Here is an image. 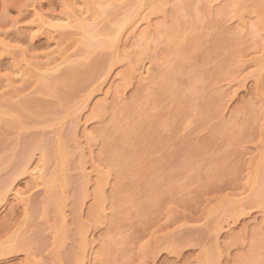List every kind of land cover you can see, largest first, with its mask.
Wrapping results in <instances>:
<instances>
[{
    "label": "rangeland",
    "instance_id": "rangeland-1",
    "mask_svg": "<svg viewBox=\"0 0 264 264\" xmlns=\"http://www.w3.org/2000/svg\"><path fill=\"white\" fill-rule=\"evenodd\" d=\"M101 1L0 0V40L9 43L0 44V195L7 191L0 200V251L9 249L7 242L16 246L0 252V264H76L74 253L86 247L83 264L106 258L108 264L109 259L112 264H204L203 250L216 242L219 264H252L254 252L262 254L257 264H264V197L253 195L254 169L264 156L263 0H164L166 5L159 0L164 10L132 7L138 10L126 27L136 25L122 28L115 38H123L115 42L118 48L90 53L80 44L86 33L77 26L60 35L38 21L41 11L55 20L74 13L72 18L83 16L91 23L100 16L95 8L101 11L108 3ZM114 1L112 9L121 16L134 0ZM255 1H261L260 8ZM181 3L189 7L182 9ZM71 5L75 12L70 13ZM106 14L95 23L99 32L108 27H102ZM63 58L65 64L47 71L49 62L53 66ZM75 66L84 73L60 90L40 86L43 74L62 79ZM28 100L36 107L20 108L18 126L9 125L20 118L12 104ZM113 115L120 116L118 122ZM57 136L71 153L60 215L46 202L50 186L44 179L57 164ZM41 141L47 162L37 148ZM25 165L30 172L20 174ZM36 168L45 169L46 177L38 178ZM100 177L102 191L96 188ZM235 203L236 215L229 212ZM94 205L104 207L97 209L99 215L90 214ZM19 233L17 247L13 239ZM57 234H64L61 244ZM84 238L88 246L77 249ZM109 244L113 253L109 259L101 255L100 262Z\"/></svg>",
    "mask_w": 264,
    "mask_h": 264
},
{
    "label": "bare ground",
    "instance_id": "bare-ground-1",
    "mask_svg": "<svg viewBox=\"0 0 264 264\" xmlns=\"http://www.w3.org/2000/svg\"><path fill=\"white\" fill-rule=\"evenodd\" d=\"M96 1H98V0H96ZM101 1V0H100ZM104 1V0H103ZM103 1H101L102 3H103ZM150 1V2H149ZM134 0V1H132V3H130L131 5L129 6H127L126 8H128L127 10L125 9L124 11H123V13H121L120 15L121 16H119L116 12L114 13V11H116V10H113L112 8H114L115 6H114V4L116 3V1H114V0H108L107 2L108 3H105L106 1H104V4L102 5V6H100V10L101 11H99V6H97L98 8H95V9H97V12H95V14L96 15H100V16H102V14H103V12L104 13H106L107 12V17H106V20L108 21L109 19H110V21L111 20H114L115 22H118V27L116 26V29H115V27L114 26H112V24L109 26V24H110V22H109V24H106V22H103V24H102V27H103V25L105 26L106 25V27H107V25H108V27L107 28H105V31H108V34H106V36L104 35L105 33H107V32H105L104 31V29H102L101 31L102 32H99L100 31V27H97V28H99V30H97L95 27H96V25H95V23L97 22V26L99 25L98 23H99V20H98V18L100 17H96L97 18V20H95V21H93V20H91V21H93V22H91L90 23V21L89 22H87V20H84V18H83V16L81 17V16H78L79 14H77L76 13V15L78 16V17H75V19L74 18H72V14H73V17H74V13H72V12H75L73 9H72V5L71 6H68V8L70 9V13H72L71 15H66V17H63V18H61L60 17V19H59V16H57L56 17V20H55V18L53 17V18H50V17H52V16H50L49 17V15H47L48 17H46L41 11L40 12H38V14H37V16H38V21L41 23V25L42 26H44V25H46V26H49V27H52V29H53V31H57V33L59 32L60 33V35H61V33H64L65 31H68L67 30V28H71L72 26L73 27H75L76 28V26H77V29L79 28V30L81 29V30H83V34H84V32L86 33V35L84 34V38H82V36H81V40H80V37H79V40H80V44L81 45H83L82 46V48H83V50H84V48H85V50H84V52L86 51V52H88V53H90V52H94L95 50H97V49H100V48H108L107 46H112V45H116V47L118 48V46H117V44H118V41H121V39H123V38H119V40H115V38H117V37H119L118 35L119 34H121L123 31V27L125 26L126 27V23H128V21L129 20H132L133 18L132 17H135V15L133 16V14L135 13V11H136V9L138 10V8H140L141 6H143V4H146V5H149V8L151 7L152 8V10H153V7H154V10H156V9H158V8H160V9H162V10H164L162 7L163 6H161L160 5V3L158 4V2H159V0ZM182 0H179V2H181ZM184 1H186L185 3H188L190 0H184ZM208 1V0H207ZM259 1V0H258ZM262 1V0H261ZM260 1V2H261ZM100 2V3H101ZM153 2H155V3H153ZM156 2H157V6L155 5L156 4ZM178 2V3H179ZM230 2V1H229ZM257 1H255V4H257L256 6H258L259 5V3H256ZM263 2H264V0H263ZM101 3V4H102ZM135 3V4H134ZM148 3V4H147ZM168 3V2H167ZM183 4V3H181L182 4V9L184 8L185 10H186V8L187 7H189V3L188 4ZM191 3V2H190ZM233 3V2H232ZM72 4V3H71ZM94 4H96L95 3V0H94ZM93 4V5H94ZM97 4H99V2L97 3ZM135 5V6H133V5ZM136 4H137V6H136ZM139 4V5H138ZM151 4H153V6H151ZM161 4H164V5H166V3H165V1L164 0H162V2H161ZM254 4V5H255ZM264 4V3H263ZM156 7H155V6ZM178 5H180V4H178ZM184 5H186V6H184ZM254 5H253V9H254ZM262 5V4H261ZM75 6V5H74ZM73 6V7H74ZM87 6V5H86ZM95 6V5H94ZM184 6V7H183ZM263 6V5H262ZM89 6H87V8H88ZM118 7V6H117ZM132 7H138V8H136V9H133ZM175 7V6H174ZM259 8H260V6H258ZM93 8V7H92ZM150 8V9H151ZM156 8V9H155ZM179 8V7H178ZM181 8H180V10H181ZM263 8V7H262ZM74 9H75V7H74ZM133 9V11H131ZM175 9V8H174ZM252 9V8H251ZM71 10H72V12H71ZM83 10V9H82ZM258 10V9H257ZM81 11V10H80ZM177 11H179V10H177ZM224 11V10H223ZM100 12V13H99ZM102 12V13H101ZM176 12V11H175ZM256 12V11H255ZM261 12V11H260ZM260 12H258L257 11V13H260ZM68 14V13H67ZM84 13H82V15H83ZM119 16V17H117V15ZM168 13H166V15H167ZM171 14V13H170ZM177 14V13H176ZM54 15V14H53ZM75 15V16H76ZM80 15H81V12H80ZM175 15V14H174ZM62 16H65V15H62ZM168 16V15H167ZM71 17V18H70ZM81 17V18H80ZM108 17H110L109 19H107ZM113 17V18H112ZM143 17V16H142ZM145 17L146 16H144V18H142V19H145ZM172 17H173V15H172ZM171 17V18H172ZM262 17H263V20H264V8H263V11H262V16H261V19H262ZM58 18V19H57ZM112 18V19H111ZM147 18H148V15H147ZM146 18V19H147ZM176 18V17H175ZM174 18V20L175 21H177L178 20V18H177V20ZM260 18V17H259ZM51 19H54L55 21H53V20H51ZM72 19H74V20H72ZM117 19H119L118 21H116ZM260 19V20H261ZM59 20V21H58ZM139 20V19H138ZM241 20V19H240ZM247 20V19H246ZM146 21V20H145ZM149 21V20H148ZM242 21H243V19H242ZM242 21H241V24H242ZM107 22V23H108ZM112 22V21H111ZM245 22V21H244ZM247 22V21H246ZM40 23H38V25L40 26ZM73 23V24H72ZM105 23V24H104ZM175 23V22H174ZM135 24V23H134ZM134 24H132V25H134ZM149 24V23H148ZM177 24V23H176ZM245 24V23H244ZM244 24H242V25H244ZM263 24H264V22H263ZM132 25H127V27L129 26V27H131ZM136 25V24H135ZM41 26V27H42ZM171 26H173V25H171ZM264 26V25H263ZM262 26V27H263ZM45 27V26H44ZM124 27V28H125ZM126 27V28H127ZM157 27V26H156ZM38 28V27H37ZM64 28H66V29H64ZM70 28H69V30H70ZM104 28V27H103ZM132 28V27H131ZM134 28V27H133ZM148 28V27H147ZM173 28V27H172ZM72 29V28H71ZM107 29V30H106ZM168 29H170V28H168ZM176 29V28H175ZM39 30H41V29H39ZM61 30H63V32L61 31ZM130 30V29H129ZM133 30V29H132ZM143 30V29H142ZM141 30V31H142ZM147 30V29H146ZM173 30V29H172ZM171 30V31H172ZM61 31V32H60ZM73 31H75V29L73 30ZM104 31V32H103ZM122 31V32H121ZM145 31V30H144ZM148 31V30H147ZM153 31V30H152ZM170 31V32H171ZM51 32V31H50ZM77 32V31H76ZM109 32H111V33H113L112 34V36H111V33H110V35H109ZM133 32V31H132ZM55 33V32H54ZM68 33V32H67ZM69 33H70V31H69ZM104 33V34H103ZM126 33V32H125ZM145 33V32H144ZM82 34V35H83ZM103 34V35H102ZM147 33H145V35H146ZM148 34H150V31H148ZM2 35V34H1ZM0 35V36H1ZM107 35L109 36V37H107ZM143 35V34H142ZM99 36V37H98ZM104 38H103V37ZM111 36V37H110ZM125 36V35H124ZM148 36V35H147ZM99 39H98V38ZM101 37V38H100ZM107 37V38H106ZM126 37V36H125ZM6 38H8L7 36H6ZM141 38H142V36H141ZM143 38H144V36H143ZM147 38H149V37H147ZM8 40V39H7ZM6 40V41H7ZM5 41H3V40H0V44L2 43H4ZM59 41H57V43H58ZM115 42H117V44L115 43ZM79 43V42H78ZM5 45L4 46H6L7 44H9V43H4ZM59 44H61V43H59ZM15 45V44H14ZM80 45V46H81ZM3 46V45H2ZM103 46H106V47H103ZM99 47V48H98ZM113 47V46H112ZM119 47H120V45H119ZM14 48H16V47H14ZM95 48H97V49H95ZM111 48V47H110ZM117 48H115L116 49V51L115 52H117V54L115 55V56H118V54H119V52L121 51H118L117 50ZM10 49V48H9ZM16 50V49H15ZM21 50H22V46H21ZM93 50V51H92ZM17 51V50H16ZM21 52V51H20ZM22 52H24V51H22ZM26 53V52H25ZM23 54V56L25 55V59H24V62H28V60L26 61V57H28V54H27V56H26V54ZM119 56H120V54H119ZM65 57V56H64ZM130 57H132V56H130ZM68 58V57H67ZM116 58V61H117V59L119 58V57H114V59ZM68 59H70V58H68ZM68 59H64L63 58V60L60 62V63H58V62H56L57 64H54L53 66L52 65H50L49 63L46 65L47 66V69H49V70H47V71H50L51 69H56V67H58L59 65L61 66L62 64L61 63H63L64 61L66 62ZM131 59V58H130ZM131 61V60H130ZM69 62V61H68ZM29 64L31 63V62H28ZM131 63V62H130ZM53 64V63H52ZM63 64H65V63H63ZM80 64V63H79ZM25 65H27V64H25ZM32 65V64H31ZM264 65V64H263ZM21 66V65H20ZM28 66V68H29V65H27ZM45 66V67H46ZM49 66V67H48ZM78 67L80 66L81 67V65H77ZM77 66H75L74 67V69L72 70V67L68 70V71H66L65 72V74L63 75V78L62 79H59V78H55L54 76H51L52 74H53V72H52V74L51 73H48L47 72V74H43L39 79V82H40V86L42 87L43 86V89L44 90H47V89H49V86H52L51 88H53V87H60L59 88V90L61 89V84L63 85L64 84V82H66V81H68L69 80V82H71V80H73L75 77L76 78H79L80 77V75H79V73L83 70L82 68H78ZM23 67V66H22ZM142 67V66H141ZM133 68V67H132ZM131 68V69H132ZM145 68V67H144ZM142 69V68H141ZM140 69V70H141ZM147 69V68H146ZM19 70V69H18ZM135 70V69H134ZM132 71V70H131ZM21 72V71H20ZM83 72V71H82ZM136 72V71H135ZM147 72V71H146ZM84 73V72H83ZM263 73V72H262ZM49 74V76H47ZM82 74V73H81ZM145 74V73H144ZM44 75H46L47 77H45L44 78ZM76 75H79V76H76ZM131 75H133L132 73H131ZM135 75V74H134ZM75 76V77H74ZM258 77V76H257ZM60 80V81H59ZM63 80V81H62ZM76 81H78V79L76 80ZM62 82V83H61ZM56 85V86H55ZM58 85V86H57ZM45 87H48V88H45ZM118 90V89H117ZM65 93V92H64ZM106 93H108V92H106ZM66 94V93H65ZM69 95V94H68ZM107 95V94H106ZM89 100V98H87V100H85V101H88ZM3 101V100H2ZM7 100H5V102H6ZM84 101V102H85ZM90 101V100H89ZM89 101L87 102V105H88V103H89ZM4 102V101H3ZM9 102V101H8ZM6 103V104H3V105H6L7 106V108H9V107H11V104L10 105H8L9 103ZM21 102V101H20ZM24 102V104L23 103H21V107H19V105L17 104V106L13 103L12 104V110H17L18 111V114L19 113H21V110H19L20 108H23V107H25V108H31V106L32 107H36L35 105H37V104H35V102H33V101H31V102H29V100L28 101H23ZM34 104H33V103ZM19 103V102H18ZM84 105V104H83ZM85 105H86V103H85ZM84 105V108H86L87 109V106H85ZM14 106L16 107V108H14ZM27 106V107H26ZM81 106V105H80ZM89 106V105H88ZM91 106H92V104H91ZM101 106V105H100ZM103 106V105H102ZM107 106V105H106ZM18 107V108H17ZM96 107V106H95ZM83 108V109H84ZM90 108V107H89ZM99 108H101V107H99V105H98V108H97V110L99 109ZM107 108V107H106ZM32 109V108H31ZM35 109V108H34ZM95 109V108H94ZM102 111H104V108L102 107ZM11 110V109H10ZM15 110V112H17ZM77 110V109H76ZM5 111H6V109H5ZM100 111V110H99ZM125 111H127V110H125ZM95 112H98V111H95ZM101 112V111H100ZM117 112V111H116ZM115 112V113H116ZM103 113V112H102ZM114 113V114H115ZM117 114H118V112H117ZM22 115H23V113H22ZM22 115L21 114H19L18 116L20 117V118H17V116H16V118L17 119H19L18 121H17V119H12V121H10L9 120V125L11 124H13L12 126H18V124L17 123H19V121H20V119L22 118ZM113 116H115V115H113ZM120 117V116H115L114 118H113V120H114V122L115 121H117L118 122V118ZM122 117V116H121ZM125 117V116H124ZM80 119V118H79ZM87 119V118H86ZM17 121V122H14V121ZM78 120V119H77ZM0 121H1V119H0ZM23 121V120H22ZM22 121H21V123H22ZM79 121V120H78ZM86 121V120H85ZM89 121V120H88ZM120 121V120H119ZM80 122V121H79ZM87 122V121H86ZM15 123V124H14ZM20 123V124H21ZM78 123V122H77ZM17 124V125H16ZM19 124V125H20ZM78 124H80V123H78ZM78 124H76L77 126H78ZM86 125V124H85ZM114 125V124H113ZM115 125H117V124H115ZM114 125V126H115ZM11 127V126H10ZM76 127V126H75ZM74 129V128H73ZM76 129H77V127H76ZM75 129V130H76ZM106 129V128H105ZM87 130V129H86ZM103 131V130H102ZM84 132V131H83ZM88 132H90V131H87V133ZM86 133V131H85V135L86 136H88V134ZM110 133V132H109ZM76 134V133H75ZM111 134V133H110ZM129 134V133H128ZM58 135H60L59 133H58ZM91 135V134H90ZM62 136V135H61ZM61 136H57V138H55L56 140H55V143H54V141H53V145H55V146H53L54 147V156L53 157H55V160H56V158H57V160H56V166H55V168L53 169L54 171H52V173H48V177L47 178H44L45 180H48V183H49V189L47 190V191H49L48 193H47V195L48 196H45L47 199H46V202L47 203H49V204H55V207L56 208H54L55 209V211L57 212V214L58 215H60L59 214V211H60V209H59V203L61 202V194L62 193H64V191H65V188H66V181H68L66 178V176H65V173H66V169H67V165L70 163L69 161H68V156H69V153L70 152H68L67 150H66V148H65V146H64V142L62 141V138H61ZM73 136V135H72ZM76 136V135H75ZM106 136H108V135H106ZM114 136V135H113ZM85 137V136H84ZM90 137V136H89ZM88 137V138H89ZM123 137V136H122ZM121 137V138H122ZM125 137V136H124ZM127 137H129V135L127 136ZM76 138V137H75ZM91 138V137H90ZM108 138V137H107ZM72 139H73V137H72ZM113 139H114V137H113ZM118 139H119V136H118ZM150 139H152V138H150ZM53 140V139H52ZM116 140V139H115ZM117 141V140H116ZM136 141V140H135ZM42 143V146H40L39 145V147H37L38 148V150H40V152H41V154L43 155H45V154H47V153H45V150H46V145H45V143H44V145H43V141H41ZM139 142H140V140H139ZM142 142V141H141ZM49 143V142H48ZM143 144V143H142ZM47 145H49V144H47ZM52 145V144H51ZM50 145V146H51ZM140 145V144H139ZM138 145V146H139ZM143 147V146H142ZM145 148V147H144ZM68 149V148H67ZM146 149H147V147H146ZM47 151V150H46ZM52 152V153H53ZM91 152H92V150H91ZM263 153V152H262ZM51 154V153H50ZM71 154V153H70ZM83 154H84V152H83ZM90 154H92V153H90ZM44 155H43V157H42V160H44ZM53 155V154H52ZM51 155V156H52ZM120 155V154H119ZM124 155V154H123ZM84 156V155H83ZM46 157V156H45ZM47 157H49V155L47 156ZM46 157V158H47ZM69 157H71V156H69ZM84 157H87V156H84ZM48 160V159H47ZM81 160V159H80ZM112 160H113V157H112ZM44 161H46V160H44ZM43 161V162H44ZM259 162L257 163V165H256V169H254L255 170V174H254V177H253V179H255L254 181H255V183L257 184V186L254 188V190H253V195H254V197L255 198H257V199H259V200H262L263 199V197H264V156H262V158H261V160H258ZM47 162V161H46ZM46 162H44V163H46ZM82 162V163H81ZM81 164H83V162L85 163L86 162V160H84V161H82L81 160ZM116 162V161H115ZM118 162V161H117ZM44 163L42 164L43 166H44ZM86 164V163H85ZM116 164V163H115ZM42 165H39V166H42ZM38 166V167H39ZM42 166V167H43ZM123 166V165H122ZM27 167L28 168H30L28 165L26 166L25 165V167H23L24 169H22V171L20 172V174L24 171V172H26V170H28L27 169ZM81 167H83V166H81ZM120 167V166H119ZM124 167V166H123ZM255 167V166H254ZM41 168V167H40ZM38 168H36V172H37V174L41 171V173H39L40 174V176L38 177L37 175H35V177L37 176L38 178H40V177H46V175H44V173H43V171L45 172V169L43 170H40V169H38ZM84 169V168H83ZM123 170H127L125 167H124V169ZM29 171V170H28ZM27 171V172H28ZM32 171V170H31ZM122 171V169H120V172ZM30 172V171H29ZM32 173H34V172H32ZM88 173V172H87ZM122 173H123V171H122ZM35 174V173H34ZM41 174H43V175H41ZM47 174V173H46ZM108 174H109V172H108ZM119 174V173H118ZM85 175V174H84ZM100 175H102V174H100ZM106 175V174H105ZM120 175V174H119ZM253 175V174H252ZM108 176V175H107ZM110 176V175H109ZM32 177H33V175H32ZM36 177V178H37ZM86 177V176H85ZM88 177V176H87ZM86 177V178H87ZM105 178H107L106 176H105ZM61 179V180H60ZM85 179V178H84ZM88 180H89V178H87ZM42 180V179H41ZM87 180V181H88ZM91 180V179H90ZM89 180V181H90ZM97 180H99V182L96 184V188H97V190H99V191H102L103 189H101L102 187V185L101 184H103V182H104V177H100L99 179H97ZM106 181H107V179H105ZM83 181H85V184L84 185H86V180H83ZM88 181V183H91V181L89 182ZM105 181V182H106ZM47 182V181H46ZM45 182V183H46ZM108 183V182H107ZM106 183V184H107ZM103 185H105V184H103ZM86 187H87V185H86ZM104 187V186H103ZM105 189V188H104ZM5 191V190H4ZM16 191V190H15ZM176 191V190H175ZM23 192V191H22ZM5 193H6V196H7V191L6 192H4V195L2 194V195H0V200H3L4 201V199L6 198H4V196H5ZM20 193V192H19ZM24 193V192H23ZM61 193V194H60ZM252 193V192H251ZM1 194V193H0ZM15 194H18V193H15ZM105 194V193H104ZM18 195H21V193L20 194H18ZM63 195V194H62ZM97 195H98V193H97ZM23 195H21V196H19L20 197V199L22 200V197ZM100 196H101V194H100ZM103 196L104 195H102L101 197H102V199H103ZM18 197V198H19ZM22 197V198H21ZM4 198V199H3ZM17 198V199H18ZM63 198V197H62ZM253 198V197H252ZM254 198V199H255ZM59 199H60V201H59ZM250 199V198H249ZM23 200H24V198H23ZM240 200H243V198H241ZM2 202V201H1ZM59 202V203H58ZM101 202H102V200H101ZM104 202V201H103ZM241 202V201H240ZM243 202V201H242ZM263 202V201H262ZM47 203H45L46 205H47ZM105 203V202H104ZM61 204V203H60ZM102 204V203H101ZM100 204V205H101ZM244 204V203H243ZM243 204H242V206H243ZM98 205V204H97ZM103 205V204H102ZM101 205V206H102ZM237 204L235 203V209H234V207L233 206H230V207H232V211H229V212H234L235 214L234 215H236L237 213V206H236ZM96 205H94V208H92V211H91V213L90 214H92V216H96V214L97 215H99V210H97L98 208H103L104 209V207H99L98 206V208L97 207H95ZM104 206V205H103ZM228 206V207H229ZM240 206H241V204H240ZM47 207V206H46ZM221 207V206H220ZM223 207V206H222ZM48 208V207H47ZM50 208H52V207H50ZM60 208H61V206H60ZM54 209H53V211H54ZM215 209V208H214ZM228 209H230V208H227L226 210L228 211ZM243 208H240V210H238V212L240 211L241 212V210H242ZM245 209V208H244ZM243 209V210H244ZM51 210V209H50ZM102 210V209H101ZM225 210V212H227ZM234 210H236V212L234 211ZM217 211V210H216ZM220 211V210H219ZM223 211V210H222ZM48 212H50L49 210H48ZM47 212V213H48ZM101 212V211H100ZM228 212V213H229ZM244 212V211H243ZM215 213H217V212H215ZM226 214V213H225ZM230 214V213H229ZM48 215V214H47ZM63 214H61V216H62ZM232 215V214H231ZM230 215V216H231ZM234 215H232L233 217H235ZM91 216V217H92ZM231 216V217H232ZM58 217V216H57ZM219 217V216H218ZM63 218V217H62ZM93 218V217H92ZM91 218V219H92ZM59 219V218H58ZM221 219H223V218H221ZM224 220V219H223ZM219 221V220H218ZM228 221V220H227ZM236 220H234V222H235ZM81 222V221H80ZM220 222V221H219ZM83 223V222H82ZM221 223V222H220ZM229 224V223H228ZM232 224V223H231ZM246 224V223H245ZM84 223L83 224H81L80 223V227H81V229L80 230H82V229H84ZM217 225V224H216ZM245 226V225H244ZM86 227V226H85ZM216 227H219L218 225L216 226ZM86 230V229H85ZM84 230V231H85ZM58 231V230H57ZM83 230H82V232H84ZM245 231V230H244ZM61 232V231H60ZM64 231H62V233H63ZM81 232V231H80ZM222 232V231H221ZM246 233V232H245ZM20 234L21 233H19V236H20ZM58 235V234H57ZM61 235V234H60ZM58 235V236H56L55 238H56V241H57V243H60V241L62 242V240L63 239H61L63 236H64V234H63V236L61 235ZM235 235H237V234H235ZM234 235V236H235ZM16 237V238H14L13 239V241L15 242V239L17 240V238H21L23 235L21 234V236L20 237ZM236 237V236H235ZM23 238V237H22ZM87 238V237H86ZM86 238H84V239H81V241L79 242V243H81L80 244V246L81 247H79V248H77V249H83L84 250V248H85V244H86V242L87 241H85V244L83 243L84 242V240H86ZM216 239L215 240H217V237H215ZM19 240V239H18ZM18 240H17V242H15L16 244L18 243ZM214 240V239H213ZM12 240H11V242H13ZM260 241V240H259ZM214 242H216V241H214ZM57 243H55V244H57ZM156 243V242H155ZM154 243V244H155ZM171 243V242H170ZM217 243V242H216ZM215 243V245H216V247H217V245L218 244H216ZM222 243V242H221ZM22 244V242L21 241H19V245L20 246H22L21 245ZM61 244V243H60ZM60 244H59V246H60ZM82 244H84V245H82ZM111 244V243H110ZM110 244L108 245V246H106V248H103L102 250L103 251H101L102 253L100 254V262L102 261V258H101V255L103 256V257H108V254H109V252L111 253V250H112V245L110 246ZM1 245L2 246H0V248L1 247H3L4 248V245L1 243ZM114 245V244H113ZM158 245V244H157ZM174 245V244H173ZM212 245V244H211ZM215 245H213V247L215 246ZM6 247H8L9 249L11 248H16V246L14 247V246H10V244H8V242L6 243V245H5ZM57 246V245H56ZM84 246V248H82ZM86 246H88L87 244H86ZM115 246V245H114ZM146 246V245H145ZM171 246V245H170ZM178 246V245H177ZM176 246V247H177ZM17 247H19L18 246V244H17ZM116 247V246H115ZM213 247L212 246H210V248H208V249H206L205 248V251L203 250V258H204V261H205V263L206 264H216L218 261H220L221 259V257L219 258V255H217L216 256V254L214 253V251H213ZM142 248H143V246H142ZM148 248V247H147ZM146 248V249H147ZM155 249H156V247H154ZM9 249H7L6 248V250L5 251H3V252H1L3 249H0L1 251V254L2 253H5V252H7V251H10ZM14 249H12V250H14ZM117 249V248H116ZM116 249H114V250H116ZM86 250H87V247L85 248V252L84 251H82L81 250V252L78 250V253L77 254H75L74 253V255H76V259H74L75 261H76V264H83L84 262H85V258L86 257H88V255L86 256ZM144 250V249H143ZM90 251V250H89ZM89 251H87V253H89L90 254V252ZM112 253H113V250H112ZM111 253V254H112ZM104 254V255H103ZM107 254V255H106ZM110 255V254H109ZM259 254H256L255 255V252L253 253V256H252V264H257V263H260L261 261H260V257L262 256V254H261V256L259 255ZM249 256V255H248ZM250 257V256H249ZM259 257V258H258ZM104 258V259H105ZM89 259V258H88ZM103 259V260H104ZM108 259H109V257H108ZM261 259H262V257H261ZM218 260V261H217ZM106 261H107V258H106ZM105 260L104 261H102V263L101 264H108V261L106 262ZM109 261H110V263H111V260L109 259ZM201 261H203V259L201 260ZM262 261H264V260H262ZM109 263V264H110ZM204 263V264H205ZM112 264V263H111ZM217 264H219V262L217 263ZM221 264V263H220Z\"/></svg>",
    "mask_w": 264,
    "mask_h": 264
}]
</instances>
